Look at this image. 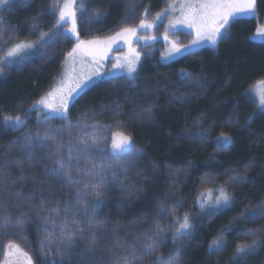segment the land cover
Returning <instances> with one entry per match:
<instances>
[{
  "label": "trees",
  "instance_id": "1",
  "mask_svg": "<svg viewBox=\"0 0 264 264\" xmlns=\"http://www.w3.org/2000/svg\"><path fill=\"white\" fill-rule=\"evenodd\" d=\"M84 2L86 7L94 10L103 8L107 13L92 23L89 32H104L123 18L122 3L118 1ZM144 2L150 10L160 9L164 3L163 0ZM51 5L52 0H27V3L25 0H13L0 11V17L20 27L25 19L44 18L46 9ZM263 19L264 0H256L255 16L233 20L226 38L215 47L200 48L168 63H161L157 55H144L131 87L125 86L127 78L122 76L100 78L70 105L67 120L54 118L41 124V113L29 112V108L50 87L57 73L56 59L36 67L15 68L0 77V165L20 155L14 148L9 150L12 142L22 133L4 130L2 120L5 116L23 117L27 113L23 132L39 129L43 134L48 129L60 130L57 134L64 138L65 143L69 131L75 139H80L92 133L94 130L90 126L96 124L125 130L132 140L134 150L143 155L135 165L130 166L127 178L122 177L125 179L123 187L131 192V196L126 198L119 187L109 185L106 202L95 211L99 219L108 221V231L98 233L104 236L105 241L112 237L115 224L123 226L120 229L122 236L129 229L137 232L144 222L149 225L152 223L151 219L138 222L139 218H155L160 202L172 205L180 201L182 207L173 217L182 218L185 213H190L195 231L190 240L164 246L163 255L167 256L175 247L180 250L181 264H264V247L258 248L242 261L232 258L234 236L244 227L238 222L233 223V218L246 208L251 209V205L264 201V111H257L255 103L247 95L251 85L264 79V42L251 40V35ZM182 72L190 73L191 80L182 79ZM177 96H182L183 100L178 102L175 99ZM117 101L119 108L116 107ZM197 121L201 122L204 129H209L204 140L192 135L201 130ZM69 123L71 129L67 127ZM85 123L89 129L83 127ZM112 133V136L119 134L115 131ZM222 133L232 137L230 147L224 150L217 147V139ZM105 143L110 150L111 140ZM39 155L46 156L47 153L41 150ZM44 164L51 166V160H44L35 168L26 166L25 174L34 176L36 183L28 180L16 185V189L22 188L24 195L36 189L37 199L34 203L39 205V189L50 183L51 188L45 187L43 193L46 208L51 209L58 204L63 209L65 203L74 204L76 196L70 194L74 193V189L45 175ZM248 164H252L247 173L249 183L235 186L227 183L228 174L239 172L243 175ZM136 172L139 175L136 176ZM75 173L74 168L75 179H90L76 176ZM12 174L18 176L19 172L14 169ZM205 177H215V180L205 183ZM221 185L229 190L234 188L236 199L231 207L214 216L209 215L208 208H204L200 214L196 213L198 210L193 208L202 193ZM80 187L83 188V183ZM0 202L7 204V211L14 217L19 215L15 196L5 193L0 197ZM193 212L197 214L195 218ZM4 214L0 210V217ZM47 214V211L42 212L41 218H37L34 212H30L25 235L33 238L37 234V241L43 239L35 229L42 224V217ZM169 219L165 217V226L171 222ZM230 226L232 231L226 234L227 249L210 252L209 244ZM2 230L0 228V235ZM7 242L6 238L2 240L0 251ZM28 254L33 258V264H45L48 261ZM172 254L176 255L175 252ZM73 264H77V261H73Z\"/></svg>",
  "mask_w": 264,
  "mask_h": 264
},
{
  "label": "snow or ice",
  "instance_id": "2",
  "mask_svg": "<svg viewBox=\"0 0 264 264\" xmlns=\"http://www.w3.org/2000/svg\"><path fill=\"white\" fill-rule=\"evenodd\" d=\"M27 3V0H25ZM167 8L157 13L151 20L149 10L145 8L143 14L139 17L137 23L136 16L127 18L124 26L104 40L94 39L91 41L80 40L77 31V11L81 17L86 14V5L84 0H79V9H77L78 0H52L49 13L57 17L54 24L55 29L67 27L69 20L71 28L67 29L76 38L75 46L67 53L65 61L66 72L61 77L58 85L42 96L39 101L32 105L29 111L36 110L41 113L43 119L41 124L48 123L51 119L59 117L63 120L68 119V110L74 99L88 86L92 77L101 76L99 72L100 61L107 57L112 45L123 41L128 45V55L123 58L117 57L113 62V70L125 72L127 74L126 87H131L136 79V66L140 59V53L132 47L135 40L149 38L156 39L155 36L149 37L148 32L158 27L157 22L162 19L168 20V28L164 32V39L168 40L169 32L175 30L178 26H186L193 30V40L191 45L181 49L175 42H171L172 47L165 59L170 58L175 53H180L187 48L200 47L209 44L213 47L218 42L226 38L230 21L242 15L251 14L255 11L256 0H165ZM8 0H0V6L6 5ZM137 0H126V10L134 12ZM179 13V16L176 13ZM106 10L98 8L91 12L89 22L98 20L105 16ZM36 18H33L35 21ZM11 25L4 24L0 19V41L7 40V35ZM40 25L36 22L31 24V32H39L38 43L18 42L12 44L6 51V55L0 58V65L10 66L12 62L20 63L30 59L34 54L41 59H46L50 55L49 44L52 42L55 33L52 36L49 33L39 31ZM15 31L12 35H15ZM256 35L264 37V29H257ZM77 58L81 61L87 59L91 70L86 75L75 73V64ZM70 66V71L68 70ZM4 67H0V74H3ZM106 75H110L106 74ZM182 79L191 80L190 73L182 72ZM261 87L264 88V82ZM252 95V93H248ZM175 99L179 102L183 100L182 96ZM119 101L116 107L119 108ZM258 108L264 111V91H261L258 97ZM27 113L21 115L5 116L2 120L4 130L18 131L22 134L12 142L10 150L16 149L20 155L16 158H9L3 165H0V197L5 193L17 198L16 207L19 209V215L13 216L7 211V204L0 202V210L5 214L0 217V228L5 231L15 229L21 239H25L24 233L30 222V212H34L37 218H41V213L47 211V215L42 217V224L37 225L36 232L43 236L38 241L39 251L42 258L51 260L52 264H181L179 248H173L167 256L163 255V247L169 243L177 245L181 241L190 240L195 226L191 222V214L185 213L182 219L171 220L165 226H162L165 217L175 216L176 211L182 207L180 201L168 205L166 202H160L159 210L155 218L140 217L138 222L151 219V229H145L141 232H135L129 229L122 236L120 224L112 227V237L107 241L104 236L98 233L108 231V221L101 220L95 215L97 207L103 203L104 197L109 189V185L119 187L126 194V198L131 196V192L124 188L125 179L130 170V166L135 165L143 153L134 150L132 140L123 133L114 134L111 137V149L106 145L109 137L103 135L99 130L86 134L85 137L75 139L71 131L67 142L57 133L60 130L48 129L43 134L40 130L23 132L27 120ZM251 119V117H249ZM228 123H239V121H228ZM200 131L193 133L196 139L204 140L207 138L209 129H204L201 122L197 121ZM63 127V126H62ZM71 129V124L67 126ZM79 127V126H78ZM83 127H89L86 123ZM98 129L97 125H92ZM62 130V129H61ZM119 136V139H117ZM75 139V142H74ZM232 137L221 134L217 139V147L224 150L230 147ZM44 150L47 155H39ZM127 157V159H125ZM44 160H51V166L43 165L45 175H50L56 180L63 182L64 186L74 189L76 196L75 203H65L63 209L58 204L56 207L46 208L43 199L45 187L51 188L47 183L45 187L39 189L40 203L36 205L37 190L23 194L22 188L16 189V185L23 184L31 180L36 183L34 176L26 175V166L35 168ZM83 164V167L81 165ZM76 169V176H86L90 179L81 181L73 177V169ZM252 168V164L245 167L244 174L239 172L227 175V183L233 186L249 183L247 173ZM19 172L18 176H13V170ZM124 177L125 179H122ZM215 180V177H205V183ZM83 183V188L80 187ZM211 199L201 198L198 206L201 210L210 209L209 215H216L218 212L231 207L236 199L234 188L221 185L213 193H210ZM252 210L246 208L239 216L233 218V223L238 220H244L248 223H255L257 220H264V201L259 204L251 205ZM82 217L83 219H77ZM71 225V226H70ZM175 229L174 231H171ZM231 226L224 229L221 234L209 244L210 252H221L226 250L228 243L226 234L231 232ZM171 233V234H170ZM237 238H242L244 242L239 243L233 251V260L242 261L246 256L255 252L258 248L264 247V227L259 229H247L236 233ZM131 237V239H129ZM102 241H104L102 243ZM250 241V242H249ZM82 245V247H79ZM182 247V246H181ZM175 252L176 255L172 253ZM5 257L15 255L14 261L6 260V264H21V257L26 264H33V258L24 251L18 243L9 242L4 250Z\"/></svg>",
  "mask_w": 264,
  "mask_h": 264
},
{
  "label": "rangeland",
  "instance_id": "3",
  "mask_svg": "<svg viewBox=\"0 0 264 264\" xmlns=\"http://www.w3.org/2000/svg\"><path fill=\"white\" fill-rule=\"evenodd\" d=\"M11 1H13V0H8V3H10ZM113 1H118V2L122 3L123 18L114 27H112V28H110L104 32H96V33L93 31L89 32V27H92V25H93L92 23L95 21V20H92L91 22H89V16L91 15V12L94 11V9L86 7V14L83 15V18L81 17V13L79 11H77V31L79 33L80 40H84V41H91L94 39L104 40L109 36H114L115 33L117 31H119L122 26H124V21L127 18L132 17L133 15L136 16V18H137L136 22L138 23L139 17L143 14V10L145 8H147L149 10V13H150L149 17H148L149 20H151L152 17H154L157 13L162 12L167 8V4H166L165 0H163L164 3L161 5V8L158 10H150L148 5L144 2V0H137L134 12H129L126 10V0H113ZM59 2L62 4L63 0H59ZM172 2H175V0H172ZM8 3L6 5L0 6V11L3 10L8 5ZM50 7L51 6H49L46 9L47 12H46V15L44 18H41V19L39 18V19H36L35 21H33V19L32 20L25 19L24 21L21 22L20 27L14 26L11 23L6 22L4 20V17H0V19H2L4 21V24L12 26L9 29V32L7 33V35L10 38L7 40L0 41V58H3L6 55L7 49L14 43H18V42L38 43L39 32H36V33L31 32V24L33 22H36L40 25L39 31L49 33L50 36H52L53 33H55L52 42L49 44L50 55L48 56V58L41 59L40 57L33 54L30 59H27L23 62H20V63L12 62L10 66L0 65V67H4L3 74H0V77H2V76H6L8 73H10V71L14 70L15 68L19 69V68L24 67V66L36 67L38 65H42L44 63H47V62H50V61L56 59V61H57V73L54 76V78L52 79L50 87L43 94V96L46 95L47 92H49L50 90H52L53 88H55L58 85V82L60 81L61 77L66 72L65 61L67 58V53L72 50V48L75 46V43H76L75 36L72 35L69 31H67V29L71 28V26H72L70 20H69L66 28L65 27H61L59 29L54 28V24L56 22L57 17L54 15L48 14ZM77 9H79V6H77ZM176 15L179 16V13L177 12ZM254 16H255V11L251 14L242 15V16H239L237 18L254 17ZM237 18H234L233 20H235ZM232 21H230V23ZM230 23H229V25H230ZM157 24H158L157 28L150 30L148 32L149 37L155 36L156 39L153 40V39L149 38L147 41H145L144 39H139V40L133 41V43H132V47L135 48L140 53V59H139V62L136 66V73H135L136 76L139 72V68H140V65H141V62H142L144 55H157V58L159 59V61L161 63H168V62H171L175 59H178L182 55L192 53V52H194L200 48L213 47V46L206 43L200 47L187 48L186 51L182 50L180 53H175L170 58L165 59L164 57L171 50V47H172L171 42H175L181 49H185L186 46L191 45L192 40H193V34H192L193 30L190 28H187L186 26H182V25L178 26L175 30H172L169 32L168 40L166 41L164 39V32L168 28V20L162 19L161 21H158ZM257 29H264V19L261 22H259ZM257 29L251 35V40L255 41V42H264V37H258L256 35ZM13 31H15V33H16L15 35H12ZM227 32H228V30H227ZM126 55H128V45L124 44L123 41H120L119 43L112 45L111 50L107 53V57L104 60L100 61L99 72L101 73V76L98 77V76L94 75L92 77V80L89 81L88 86L84 89V91L89 86H91L93 83H95L97 80H99L100 78L106 79V78L118 77V76H122V77L127 78V74L125 72L113 70V67H112L113 62L117 59V57L123 58ZM68 70L70 71V66H69ZM90 70H91V68L89 65V61L87 59L81 61L80 58H77V62L75 64V73L76 74L86 75ZM109 73H110V75H106ZM262 82H264V79L257 81L256 83H254L253 85H251L247 89V95H248V93H252V95H248V96L255 103L257 111H261L258 108V97H259L260 92L264 91V88L261 87ZM75 99H74V101H75ZM31 108L32 107H30L29 109H31ZM32 111H36V110H32ZM32 111H29V112H32ZM56 118H59V117H56ZM96 125L98 126V129H94L91 126H90V129H93L94 131H97V130L101 131L103 133V135L109 137V140H111V136L113 134L112 132H114V131L117 133H123L124 135L129 136L128 132H126L125 130H122V129L117 130V129L110 128V127H104L100 124H96ZM87 129H89V128L87 127ZM118 139H119V136H118ZM135 175L136 176L139 175V172H136ZM215 190L216 189L208 190V191H204L202 193L201 197L197 200L195 208H193V210H196V209L198 210V211H196V213L200 214L203 210H205V209L201 210L199 208L198 201L202 197L205 199H211L212 196L210 195V193H213ZM167 199L168 198H165L164 200H167ZM103 202H106V197H104ZM251 210H252V208L248 209V211H251ZM196 213L193 212L192 216H194V218L197 216ZM182 218L172 217V219L170 218L169 221L174 220V219H182ZM257 221H258V223L255 225L250 224L244 220H238L235 222H238L241 225L242 224L244 225V227L240 229V232H243L247 229H259V228L264 227V220H257ZM151 224L149 225L148 223L144 222L142 224L143 227L141 226V230H139L137 232H141L145 229L150 230ZM246 224L248 226H246ZM165 225H166V223L162 224V226H165ZM166 230H167V227H166ZM174 230L175 229H172L171 231H174ZM24 236L26 238L21 239L20 236L17 234V232L14 231L13 229H9L7 231V234H5V231L2 230L1 235H0V248H1L2 240L6 238V240L8 242L11 241V242L20 244V246L24 249V251H26L30 254H33L34 256H36L38 258H42V254L39 251L38 241L35 239L38 237V235L35 234L34 237L32 238L30 235H25V233H24ZM234 238H235V240H234L235 247L239 243L244 242L242 238H237L236 235L234 236ZM8 242L4 244V249H2L0 251V262H1L0 264H6V260L14 261L16 259L15 255H10L7 258L4 255V250H5ZM182 242H184V241L179 242V244H181ZM171 245H173V244L169 241V243L166 244L165 246L167 247V246H171ZM20 259H21V264H26V261H24L22 257ZM45 264H52V261L48 260L45 262ZM57 264H58V261H57Z\"/></svg>",
  "mask_w": 264,
  "mask_h": 264
}]
</instances>
